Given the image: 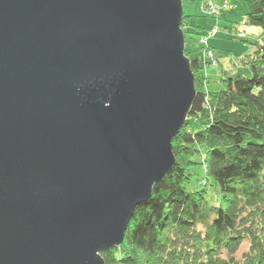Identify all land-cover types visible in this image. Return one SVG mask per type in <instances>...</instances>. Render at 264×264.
<instances>
[{"label": "water", "instance_id": "95a60500", "mask_svg": "<svg viewBox=\"0 0 264 264\" xmlns=\"http://www.w3.org/2000/svg\"><path fill=\"white\" fill-rule=\"evenodd\" d=\"M183 0H0V264H105L176 167L197 93Z\"/></svg>", "mask_w": 264, "mask_h": 264}, {"label": "trees", "instance_id": "16d2710c", "mask_svg": "<svg viewBox=\"0 0 264 264\" xmlns=\"http://www.w3.org/2000/svg\"><path fill=\"white\" fill-rule=\"evenodd\" d=\"M246 4L248 25L264 32V0ZM246 65L252 78L228 76L208 92L191 60L197 96L173 141L176 167L137 208L122 246L101 253L105 264H264V42Z\"/></svg>", "mask_w": 264, "mask_h": 264}, {"label": "rangeland", "instance_id": "374dc122", "mask_svg": "<svg viewBox=\"0 0 264 264\" xmlns=\"http://www.w3.org/2000/svg\"><path fill=\"white\" fill-rule=\"evenodd\" d=\"M246 1L183 0L184 15L188 17L182 27L185 55L187 52L190 61L200 59L205 91L220 90L222 81L228 76L252 78L246 62L264 42V32L248 25ZM203 39H206L204 43ZM193 173L197 176L194 183L198 184L197 179L204 176L203 167L196 166ZM249 247L248 242L243 244L237 260L242 259Z\"/></svg>", "mask_w": 264, "mask_h": 264}, {"label": "built area", "instance_id": "2783aa9c", "mask_svg": "<svg viewBox=\"0 0 264 264\" xmlns=\"http://www.w3.org/2000/svg\"><path fill=\"white\" fill-rule=\"evenodd\" d=\"M214 8H211L210 10H212ZM217 10H215V13H216ZM210 14H212V11H210ZM206 41V39H203L202 42L204 43Z\"/></svg>", "mask_w": 264, "mask_h": 264}, {"label": "crops", "instance_id": "0c3cea01", "mask_svg": "<svg viewBox=\"0 0 264 264\" xmlns=\"http://www.w3.org/2000/svg\"><path fill=\"white\" fill-rule=\"evenodd\" d=\"M187 17V16H186ZM224 73H227V72H225V71H223ZM216 84H218V85H220L218 82L216 83Z\"/></svg>", "mask_w": 264, "mask_h": 264}, {"label": "bare ground", "instance_id": "6f19581e", "mask_svg": "<svg viewBox=\"0 0 264 264\" xmlns=\"http://www.w3.org/2000/svg\"><path fill=\"white\" fill-rule=\"evenodd\" d=\"M185 16V15H184ZM186 17V16H185ZM183 21H185V20H183Z\"/></svg>", "mask_w": 264, "mask_h": 264}]
</instances>
